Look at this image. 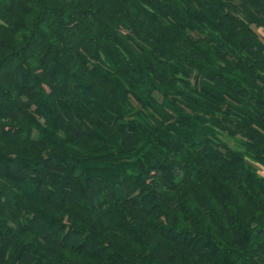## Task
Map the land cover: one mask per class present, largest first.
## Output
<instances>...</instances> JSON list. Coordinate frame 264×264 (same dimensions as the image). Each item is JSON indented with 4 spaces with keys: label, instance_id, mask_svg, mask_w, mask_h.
I'll return each instance as SVG.
<instances>
[{
    "label": "trees",
    "instance_id": "trees-1",
    "mask_svg": "<svg viewBox=\"0 0 264 264\" xmlns=\"http://www.w3.org/2000/svg\"><path fill=\"white\" fill-rule=\"evenodd\" d=\"M258 167L264 0H0V264H264Z\"/></svg>",
    "mask_w": 264,
    "mask_h": 264
},
{
    "label": "rangeland",
    "instance_id": "rangeland-1",
    "mask_svg": "<svg viewBox=\"0 0 264 264\" xmlns=\"http://www.w3.org/2000/svg\"><path fill=\"white\" fill-rule=\"evenodd\" d=\"M259 34H262L260 30H258ZM220 138L225 141L231 148L236 149V150H240L241 146H240V137L236 136V139H230L226 136H224L223 134H220ZM259 173L261 175L264 176V169L263 168H259Z\"/></svg>",
    "mask_w": 264,
    "mask_h": 264
}]
</instances>
